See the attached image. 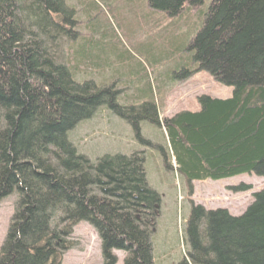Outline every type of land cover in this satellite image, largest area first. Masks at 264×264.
I'll list each match as a JSON object with an SVG mask.
<instances>
[{"label":"trees","instance_id":"1","mask_svg":"<svg viewBox=\"0 0 264 264\" xmlns=\"http://www.w3.org/2000/svg\"><path fill=\"white\" fill-rule=\"evenodd\" d=\"M205 1L147 3L175 17ZM208 1L190 44L193 61L232 96H199V111L160 120L154 103L120 106L114 86L82 78L80 67L97 61L81 42L75 50V12L65 0H0V203L16 197L0 264H61L80 222L96 233L102 264H116V251L123 264H154L161 199L147 185L144 156L92 162L68 139L100 109L129 124L141 143L140 124L162 127L186 183L243 174L264 179V0ZM185 238L177 264H264V189L238 216L192 207Z\"/></svg>","mask_w":264,"mask_h":264},{"label":"rangeland","instance_id":"2","mask_svg":"<svg viewBox=\"0 0 264 264\" xmlns=\"http://www.w3.org/2000/svg\"><path fill=\"white\" fill-rule=\"evenodd\" d=\"M65 2L75 12L79 33L75 50L81 42L97 61L89 62L90 67H80L85 74L82 78L98 88L114 86L120 106L154 103L162 120L182 111H199V96L220 100L232 96L231 87L220 84L205 71H197L193 61L190 44L202 27L208 0L198 7L185 6L175 17L151 9L147 0ZM185 70L192 75L179 80ZM139 136L150 145L141 143L124 120L100 109L89 121L78 124L68 139L79 154L92 162L116 154L129 156L137 152L144 156L147 185L161 199L151 236L154 264H177L184 257L185 226L192 207L205 211L224 209L238 216L252 203L253 194L264 189V179L253 174L186 183L176 173L162 127L142 123ZM241 186L248 189L240 191ZM15 200V196H9L0 203V247ZM72 241L74 246L64 253L61 264H102L98 237L87 223L80 222L74 228ZM113 254L116 264H123L124 254Z\"/></svg>","mask_w":264,"mask_h":264},{"label":"crops","instance_id":"3","mask_svg":"<svg viewBox=\"0 0 264 264\" xmlns=\"http://www.w3.org/2000/svg\"><path fill=\"white\" fill-rule=\"evenodd\" d=\"M188 112H190V111H188ZM197 112V111H196Z\"/></svg>","mask_w":264,"mask_h":264}]
</instances>
